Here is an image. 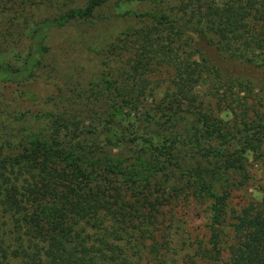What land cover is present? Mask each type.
Here are the masks:
<instances>
[{
  "label": "trees",
  "instance_id": "trees-1",
  "mask_svg": "<svg viewBox=\"0 0 264 264\" xmlns=\"http://www.w3.org/2000/svg\"><path fill=\"white\" fill-rule=\"evenodd\" d=\"M109 1L0 0V13L63 9L34 22L20 65L0 63V264H264V0L112 14L140 24L105 48L87 109L18 111L4 99L42 66L51 28L97 19ZM223 78L234 85L218 95ZM216 172L229 188L253 179L261 199L230 215ZM182 198L207 203L195 256L164 218Z\"/></svg>",
  "mask_w": 264,
  "mask_h": 264
},
{
  "label": "rangeland",
  "instance_id": "rangeland-1",
  "mask_svg": "<svg viewBox=\"0 0 264 264\" xmlns=\"http://www.w3.org/2000/svg\"><path fill=\"white\" fill-rule=\"evenodd\" d=\"M177 2L178 0H130L128 2L110 0L107 6L96 11L97 19H74L63 26L51 28L46 39L50 51L44 58L42 66L19 85L9 83L5 86L4 99L11 102L9 106L18 111L56 109L66 113L76 109H87L97 89L96 84L100 78L105 48L118 33L140 24L138 20H113L108 16L115 13L121 14L127 10L144 12L159 9L160 13L168 12ZM62 10L51 7L31 9L24 16L10 11L0 13V63L9 60L15 65H20L32 45L34 22L52 17ZM222 65L223 63L217 66ZM226 67L231 69V65ZM238 68L236 66L234 69ZM216 85V93L220 95L222 91L226 93L228 87H233L234 84L230 83L228 78H223ZM207 86L208 83H203L199 89L207 92ZM255 98L256 95H253V99ZM220 116L226 120L230 119L232 114L223 110ZM125 157L132 158L130 154H126ZM199 165L206 171L213 168L204 160L199 161ZM250 169L255 176L261 172L255 167L250 166ZM229 179L228 174L216 172L212 185L219 192L228 195L226 205L230 215L232 211H238L243 206L261 199V191L253 179L232 188H229L227 184ZM171 181H176L175 184L178 182L177 178H172ZM163 211L165 221L172 233V243L175 244L183 239L189 241L191 244L188 253L195 256L194 248L207 231V203L202 199L200 201L175 199L166 205ZM230 221L231 218L228 219V222ZM174 249H177V256L184 254L182 247Z\"/></svg>",
  "mask_w": 264,
  "mask_h": 264
}]
</instances>
